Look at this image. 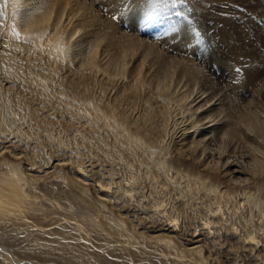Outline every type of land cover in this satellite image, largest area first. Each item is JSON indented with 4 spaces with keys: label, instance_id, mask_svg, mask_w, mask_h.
Returning <instances> with one entry per match:
<instances>
[{
    "label": "bare ground",
    "instance_id": "bare-ground-1",
    "mask_svg": "<svg viewBox=\"0 0 264 264\" xmlns=\"http://www.w3.org/2000/svg\"><path fill=\"white\" fill-rule=\"evenodd\" d=\"M214 1L221 2L224 8L221 9L213 5ZM191 3L196 11V21L200 22V29L208 37L206 42H202V50L205 53L203 58L188 56L193 55L192 50L194 49L191 46L194 43L190 42L191 45L189 44L191 37H197L200 32L191 34L190 30L193 26H189L186 20L181 23L176 22V19L175 22H172V18L164 20V12H162L157 18L158 28L153 25L154 7L162 6L164 8V0H0L1 132L6 127L17 138V133L26 134V131L22 132L23 128L15 126V121L6 119L7 115L12 116L11 118L17 116L15 118L19 120L22 117H18L19 115L30 116L39 121V116L41 120V116L42 118L44 115L49 116L51 112L58 110L69 117H67L69 120L62 119L63 122L66 120L68 125L70 121V123L76 124L74 120H78V117L81 118V121L82 118L85 119L89 133H92L95 138H93V142L84 139L86 136L84 134L88 132L85 128L84 133L81 132L80 129L83 130L84 126L74 130V132L80 130L82 134L76 132L75 139L74 136L73 138L71 136L72 139H70L71 141L77 140L76 138L81 139L84 145L86 143L91 154L96 151L103 153L100 160L98 159L101 161L100 163L103 161L101 159L105 157L106 161L109 160L108 163H112L109 154L113 149L116 150H114V157L118 156L116 152L119 148L125 149L124 152H128L131 156H135L136 154H133L135 148L139 150L137 147L140 149L142 147L144 151L140 150V152L143 151L144 157L146 151V154L147 152L149 154L148 158L154 155L153 160L156 158V154H153L156 150L160 148L161 152L163 151L164 156L161 159L157 157L153 164L156 166L155 174L164 177V187L161 188V190L164 189V208L157 209L158 213L153 212V214H157L158 218L146 222L143 225L145 230L139 233L144 243L150 247V250L144 249L146 247L141 243L145 253L143 259L145 263L148 261V264H164V261L168 264H217L220 255L231 256L239 252L233 253V248H229L228 245L224 247L225 244L247 247L251 250L255 248L258 250L257 247L264 244V236H262L264 233V197L262 196L264 193V157L256 154L255 164L249 162L254 166L251 167L253 168L252 174L248 173L250 175L244 179L240 178L244 172L242 173L235 166L236 162L231 164V159H225L219 166L223 167V169L220 168L221 172H224L222 174L233 175L239 181H246L245 184L243 183L244 188H239V191H235L238 187L235 190L224 189L225 186H221L223 185L220 183L221 180L216 181L219 177L214 173L215 171L213 173L214 176L216 175V180L211 176V165L214 163L208 165L212 160H216L217 164L224 160L223 152L227 150L231 141L237 140L239 143L245 141L246 144L250 142L251 145L255 142L261 143L262 141L263 143L264 64L261 65L262 67L259 65L247 66L249 62L244 65L246 61L243 59L248 58L250 54L255 56L257 53L256 42L252 40L249 42L247 32L241 36L240 31L243 30L244 25L241 27L230 22L228 15L232 12L228 10L230 6L229 8L225 7V4H228L227 0H192ZM207 4L210 6L207 7ZM208 23L212 24L208 26ZM152 27H156L160 32L158 30L154 32ZM211 28L214 30L213 34L209 33ZM13 29L19 33V38L13 35ZM246 39L248 42H245ZM79 43L82 47L76 52L75 49H78L76 47ZM199 44L201 45V43ZM206 44H211L213 50L210 51L211 46L208 48ZM189 46L193 49L191 50ZM196 51L198 50L196 49ZM101 55L105 59L103 62L99 57ZM77 56L81 61L80 66L74 64ZM232 56L237 60L241 58L239 62L241 65L238 68L228 62ZM119 79L120 83L117 84ZM111 89L114 91L112 92ZM109 91L111 92L109 93ZM138 100L142 103L140 105H143L142 111L139 110L140 113L135 110L138 107V105L135 106V102ZM44 117L42 121L46 119V116ZM30 120L29 122L32 121ZM35 120H33L34 123ZM159 120L162 123H158ZM38 121H36L37 125ZM42 121H39V126L43 123ZM46 121L48 122V119ZM84 121L82 122L84 123ZM47 122L46 125L50 126ZM34 123L32 122V124ZM56 124L58 123L56 122ZM75 124H73L74 128ZM78 124L76 127L82 125ZM163 124L164 126H162ZM51 125L52 127L59 126H53L52 123ZM62 125L64 124L62 123ZM39 126L38 130L42 131L43 127L41 129ZM72 126L69 129L67 127L68 130L64 126L61 131L65 128L67 131L64 129L65 131L62 132L71 133L72 131L71 134H73V130H70L73 128ZM52 127L48 128L52 129ZM35 129L37 128L34 126L29 128L33 131ZM101 129L111 133L115 138V148L109 147L112 150L107 147V143L110 145L112 140L107 142L109 135L106 133L108 136L105 137V133L101 132L104 130ZM148 130L155 131L157 134L161 130L162 132L159 133L160 135L158 134V137H155L157 134L152 133L155 140H151V142L148 140L150 136ZM4 133L9 134L8 131ZM66 136L68 137V135ZM50 137L51 135H49V140L55 138L52 142L54 145L59 143L55 136L53 139ZM67 137L64 138V142L68 140ZM156 138L159 142L156 141ZM162 138L164 139L163 143H161ZM10 139L11 136L7 137L6 144L3 142V145L0 146V240L19 255L34 258V264H47L46 260L49 258H53L54 261L58 260L59 264H89L85 258L87 254L85 255V252L79 250L80 243L74 242L73 238L70 241L67 236L74 230L77 232L76 235H79L82 232L80 230L85 229L89 232L92 231L91 240H95V238H99L102 230L109 226H114L115 229L123 227L125 219L117 218L113 212H111L112 215H108V218L105 217L108 221L107 226H104L105 223L103 224L101 221V218H104V213L100 218L99 212L102 213L105 206L111 203L122 215L124 211L121 209H124L128 197L131 198L132 194L136 196V193H131L132 191L126 187L122 188L123 186H119L115 190L113 188V192L111 181H99L98 178L99 182L92 186L93 193L97 194L99 201H93L89 196L90 190L85 187L88 184L87 180L83 182L86 176H84L86 168L84 169L83 164L73 165L66 161L67 158H62L64 156L55 158L56 152H52V150L50 152L54 153V158L50 160L51 162H48V158H44V154L43 159L39 160L37 145L35 147L30 145L34 140L30 139L31 143H28L25 139L28 143L25 145L21 144L20 140ZM41 141L44 142V140ZM61 141L60 145L63 147ZM68 145L69 148L71 145ZM245 145L244 148L248 147ZM116 146L119 148L117 149ZM65 147L64 149H66ZM252 147H248L250 152H253ZM83 148L85 147L83 146ZM230 148L228 150H231ZM58 149L56 150L60 153L62 150L58 151ZM67 149L66 151L70 150ZM108 149L110 150L109 154H107ZM137 151L135 153H138ZM260 151L259 149V153L262 152ZM79 152L81 154L80 150ZM100 152L93 155H100ZM73 153L74 151H72V155ZM120 153L123 152L120 150ZM156 153L159 156L157 151ZM70 154L67 156L70 157ZM79 154L76 155L77 159L81 158ZM104 154L105 156H103ZM121 155L123 156V154L119 155L120 158ZM240 156L242 155L240 154ZM246 156L244 154L242 159ZM248 157L250 155L246 160ZM139 158V161L133 159L138 166L142 163L141 160L146 157L141 160ZM150 159L148 161H152ZM92 160L91 162L96 161ZM125 161L118 162L121 164ZM143 161L145 163V160ZM91 162L88 163L92 166ZM89 164L86 163V165ZM103 164L106 165V163ZM64 166L71 171L72 175L67 169L63 170ZM100 166L101 170L105 169L102 168V164ZM124 167L126 169L127 166L123 165L122 169ZM140 167L142 166L140 165ZM148 167L152 170L150 175L153 176V166L148 165ZM216 167L218 168V166ZM127 168L132 170L129 165ZM143 169L142 171L145 172L143 174H146L147 171L145 168ZM86 171L88 172L87 169ZM118 171L116 168L117 173ZM126 171L128 172V169ZM137 172L136 170L133 174ZM111 173L107 172V177L115 175V172ZM122 173L124 174V172ZM138 174L141 177V172ZM143 176L147 177L148 175ZM139 177L138 179H142ZM153 177L150 178L151 182L153 179L155 182V175ZM102 178L104 177L102 176ZM127 178L129 180V177ZM145 179L142 180L147 181ZM133 180L131 182L134 183ZM232 180L230 181L232 182ZM139 181L141 182V180ZM226 181L229 182V179ZM239 181L237 180V182ZM139 183H135L136 186L145 185L143 182ZM235 185L237 184L235 183ZM250 187L255 188V193ZM140 188L144 193L146 192L145 186ZM111 191L113 193H110ZM90 195L92 196V194ZM198 195L199 197H197ZM141 196H143L142 193ZM116 197L121 201H115L113 198ZM137 197L136 199H138ZM200 197H206L205 200L207 198L214 200L216 205L214 208L208 205L205 207L209 214L202 211V206H195L198 204L195 199L197 201ZM140 198L138 200L142 201L149 197ZM201 199L203 200V198ZM150 200L152 198L148 199V201ZM139 201L136 200L137 203ZM129 202L132 203V201ZM228 204H231L232 207ZM245 208H248L247 215H243ZM91 211H98V213L95 212L96 215H94ZM61 212L64 213V216L59 218L58 214ZM160 213L162 215H159ZM63 218L66 219L62 221ZM254 218L257 221H254ZM133 222L135 223V221ZM138 224L140 223L138 222ZM66 227H70L73 231H68L67 236L62 234V231H67ZM131 229L134 230V227ZM103 232L107 236L108 232ZM139 234H137L138 237ZM80 235L82 236V234ZM109 235L110 232L108 238ZM112 244L108 243L107 245ZM126 245L122 242L108 247V249L100 248L101 250H98L97 248L91 256L103 264H120L122 262L116 256L132 253ZM93 246L90 247L92 250L97 245L94 248ZM135 246L139 248L140 244H135ZM262 247L261 251H264V245ZM137 252L141 253V250L139 249ZM107 253L115 257L109 258Z\"/></svg>",
    "mask_w": 264,
    "mask_h": 264
},
{
    "label": "rangeland",
    "instance_id": "rangeland-1",
    "mask_svg": "<svg viewBox=\"0 0 264 264\" xmlns=\"http://www.w3.org/2000/svg\"><path fill=\"white\" fill-rule=\"evenodd\" d=\"M192 1V0H191ZM191 1L190 0H164V8H162V6H155L154 7V9H155V11H153V25L154 26H157V28H158V25H159V21H157V18H158V16H160V14L162 13V12H164V20L165 19H167V18H172L173 20H172V22L175 20L176 22H182V21H187L188 22V24H189V26H193L192 28H191V30H190V33L191 34H193V32L195 33V32H200L199 34L200 35H198L197 37H191L192 39H191V41H189V44H190V42H191V44H193L194 43V45H191V46H193V48L191 47V46H189L190 47V49L193 51V55H188V56H196V57H204L205 56V53H203V46H202V42H206L207 41V35H206V33L204 34L203 32H202V29H200V27H199V24H200V22H198V21H196V15H195V9H194V6L192 7L191 5H192V3H191ZM169 2V3H168ZM173 3V4H172ZM191 3V4H190ZM213 3V5H215L216 7H218V8H224L223 7V4L220 2H217V1H214V2H212ZM227 3L228 4H225L226 6L225 7H228L229 8V6H230V9H228V10H230L232 13L231 14H229L228 15V17H230V22L232 21V22H234V24L235 25H240L241 27H243V25H244V28H243V30L242 31H240L241 32V36H243V33L244 32H247L249 35V39H250V41L249 42H251V40L252 41H254V42H256L255 43V47H256V52L257 53H255V56L254 55H249L248 56V58H246V59H243L244 61H246L245 63H244V65H247L248 64V62H249V65H247V66H251V65H259V67H262L263 66V64H264V0H227ZM171 4V5H170ZM188 4V5H187ZM166 6V7H165ZM210 6V4H207V7H209ZM172 7V8H171ZM163 9V10H162ZM185 9V10H184ZM194 9V10H193ZM222 12V11H221ZM236 12V13H235ZM170 13V14H169ZM222 13H224V12H222ZM166 14V15H165ZM169 14V15H168ZM192 15H194V16H192ZM237 15V16H236ZM177 16V17H176ZM195 20V21H194ZM174 21V22H175ZM75 22H77V21H75ZM165 23V22H164ZM168 22H166V25H168L167 24ZM195 23H196V25H195ZM194 24V25H193ZM210 24H212V23H208L207 25L209 26ZM170 25V24H169ZM171 25H173V24H171ZM174 26V25H173ZM156 27L154 28V27H152V29H154V32H156V30H158ZM165 30V29H164ZM159 31V30H158ZM162 31V30H161ZM153 32V33H154ZM160 32V31H159ZM213 32H214V30H213V28H211V30L209 31V33L210 34H213ZM202 34V35H201ZM209 35V34H208ZM245 35V34H244ZM201 36V37H200ZM247 36V35H246ZM202 38V39H201ZM248 38V37H247ZM195 39V40H194ZM199 41V42H198ZM201 41V42H200ZM195 42H197V43H195ZM245 42H248V39H246L245 40ZM199 43H201V45L199 44ZM196 44V45H195ZM199 45V46H198ZM209 45V46H208ZM206 44V47H210L211 46V48L209 49L210 51H212L213 50V48H212V45L211 44ZM81 47H82V45H80V43L78 44V46L76 47V48H78V49H75L76 50V52L78 51V50H80L81 49ZM195 47H196V49L198 50V51H196V49H195ZM260 47V48H259ZM201 48V49H200ZM244 52L246 51V50H243ZM197 52H200V53H197ZM259 52V53H258ZM262 52V53H261ZM197 53V54H196ZM250 53V52H249ZM188 54H190V53H188ZM247 54V53H246ZM257 54V55H256ZM198 55V56H197ZM100 57V60L102 59V62L105 60V59H103V55H101V56H99ZM102 57V58H101ZM202 57V58H203ZM76 60H74V64L77 66H80V60H79V56H77L76 58H75ZM240 60H241V58H240ZM240 60H237V59H234L233 58V56H232V58L228 61L231 65H235V68H238V66L239 65H241V63H239L240 62ZM255 60V61H254ZM258 60V61H257ZM262 65V66H261ZM81 66H83V65H81ZM237 66V67H236ZM218 74V73H217ZM0 75H1V72H0ZM120 81V79L119 80H117V84L118 83H120L119 82ZM106 85V84H105ZM108 85V84H107ZM111 86V85H110ZM180 86V85H179ZM108 87H109V85H108ZM110 88V87H109ZM111 91L113 92L114 90L113 89H111ZM111 91H109V93L111 92ZM113 94V93H112ZM135 101V100H134ZM130 102V101H129ZM138 104H137V103ZM135 102V106L136 105H138V107H137V109H135V110H138V112L140 113V111H142V109H143V105H140V103H141V101L139 102V100L138 101H136ZM142 104V103H141ZM139 106H140V108H139ZM142 106V107H141ZM131 109V108H130ZM134 110V113L136 112ZM140 110V111H139ZM55 112V113H54ZM60 112V111H59ZM58 112V110L57 111H53V113L51 112L50 113V115H52V116H48V115H44V116H46V119H48V122L46 121V119L45 120H43L42 121V119H44L45 117L43 116V118H42V116H41V120H40V116L38 117L39 118V121H42L40 124H41V126H39V121L38 120H35L33 117H30V116H24V115H19L18 117H21L20 119L21 120H19L18 118H15V117H17V116H14L13 118H11L12 116H9V115H7L8 117H6V119H9L10 121H15L14 123H15V126H19L18 128H20V129H22L23 131L22 132H24V131H26L25 133L26 134H23L22 133V135H21V133L19 134V133H17V136H18V138L15 136V134H11L10 133V131L9 130H7L6 129V127H4V130H2V132H1V130H0V146H2L3 145V142H5V141H7L6 140V138L8 137H10L11 136V139L13 140V139H17V140H20V143L22 144V143H24L25 145L26 144H28L31 140L30 139H32V141H33V144L31 143L30 145H32V147H35L36 145V150H37V158L40 160V158L41 159H43V154L45 155L44 156V158L45 159H47L48 158V162L50 161V160H52L54 157H53V154H51L52 152H56L55 154H54V156H55V158L56 157H62V156H64V157H62V158H67L66 159V161L67 162H71L73 165H76L77 163L79 164L80 163V165L81 164H83L84 165V169L86 168L87 170H88V172L86 171V169H85V173H84V176H85V178H84V181L83 182H86L85 180H87V182L86 183H88L87 185H85V184H82V185H85V187H87L88 188V190H90V194H92V196L89 194V196H90V198L93 200V201H99V197H97L96 195V193L94 192L93 193V184H95L96 182L98 183L99 181H106V182H110L111 181V186H112V190H113V188H114V190H115V188L117 189V188H119V186H123L122 188H128L130 191H132L131 193H136V196H135V194L133 195V198H134V196H135V198H134V200H133V198H132V195H130L131 193L129 192V195L131 196V198L130 197H128V199H127V202H129V201H132V203L131 202H129V203H127L126 202V205H125V207H124V209H121V210H123L124 212L122 213V215H121V213H118L117 212V210L115 209L116 207L115 206H113L111 203L110 204H107V206H105V208L104 209H106V210H102V213L101 212H99L100 214L99 215H101V216H99L100 218L102 217V215H103V213H104V215H103V217L104 218H101V221H103V224H104V226H107L106 224H107V218H108V215L110 214V215H112L111 214V212H113L114 213V215H116V217L117 218H124L125 220V224H124V226L123 227H120V228H116L115 229V227L114 226H112V227H107V231L104 229V230H102V232L99 234V238H95V240L93 239V240H91L92 238H91V236L93 235L91 232L92 231H88V230H85V229H81L80 231H82V232H80L79 233V235H76V233L77 232H75V230H74V232L70 229V227H66V230L67 231H62L63 233L62 234H67L68 235V231H72L73 233H70L67 237L70 239V241H72L73 239H74V242L76 241V242H79L80 244V248H79V250L80 251H82V252H85V258H87V260H88V262H89V264H103V263H101V262H98L93 256H91L92 255V252H94V251H96L97 250V248H98V250H101V249H108V247H111V246H115V245H118V244H120V243H122L123 242V244H127L126 246L127 247H129L130 249H131V251H132V255L130 254V253H123V254H121L120 256H116V258L118 259V260H120L122 263L123 262H125L126 264H135V262H137L136 264H140V263H144V264H148L149 262L148 261H146L147 263H145V260L143 259L145 256V253L143 252V248L144 247H146V248H144V249H147V250H150V247L149 246H147L145 243H144V241H143V238L140 236V232L142 231V230H145L144 228H143V225L146 223V222H150L151 220H155V218L157 219L158 218V216H157V214H153V212H156V213H158V211H157V209L158 210H161V209H163L164 208V201H163V199H164V189H162L161 190V188H163L164 187V177H162V176H158V175H156L155 173H156V171H155V169H156V166H154V160H157L156 158L158 157V159H159V157H160V159L164 156V153H163V151L161 152V149L159 148V150H156L157 152H158V154H159V156H157V153H156V151H155V153H153V154H156L155 156H156V158L153 160V157H154V155H152L150 158H152V159H150V158H148L149 157V154H148V152H147V154H146V151L144 152V154L146 155L145 157H144V155L142 154L143 153V151H144V149L141 147V149H140V147H137V148H139V150L137 151L136 150V148H135V152L137 151L138 153H133V154H136V155H138V156H131V154H129L128 152L127 153H125L124 152V150H122L121 148H119V147H117L116 146V148L119 150H117V152H116V154L118 155H116L117 157H114L113 155L115 154V149H113V151H111V153H110V150H112V149H110V148H115L114 147V145H116V143H115V138L113 137V135H111V133H109V132H105V130L104 129H101V130H104V131H101L102 133L104 132L105 133V135H106V133L109 135H104L105 137H107L108 139H107V142L110 140H112V142H110V145H111V143H113L114 142V144H112L111 146L107 143V147L110 149H108L107 151H109L107 154H109L110 155V158H111V164H110V162L108 163V161H106V157L103 159H101V160H103V161H105V162H103L102 161V163H100L101 161H99L100 160V158L102 157V155L101 154H103V153H101L100 151H96V152H94V153H99L100 152V155H93L94 153H92L91 154V152L88 150L89 148H88V146H86V143H85V145H84V142H82L81 141V139H79V138H76L77 140H74L75 139V133L77 132V133H80V134H82V133H84V128H85V130L86 131H88V128H87V126H86V121H84L83 120V118H82V121H84V123L80 120L81 118L80 117H78L77 119L78 120H74V121H76V124L73 122V124H75L76 126H77V124L78 125H81V126H78V127H76L75 126V128H74V125L72 124V123H70L69 122V125H68V122L66 121V120H64V122L66 123H64L63 122V120L62 119H67V120H69L68 118V116L65 114V113H63V112H60L59 113ZM54 115V116H53ZM60 115V116H59ZM139 115V114H138ZM24 116V117H23ZM48 116V117H47ZM64 118H63V117ZM133 116H137V115H133ZM54 117H56V118H54ZM60 117V118H59ZM68 117V118H67ZM59 118V120H57ZM17 119V120H16ZM23 119V120H22ZM32 121H31V120ZM29 120L31 121V122H29ZM33 120H35V123H34V121ZM52 120V121H51ZM55 120H56V122L58 123V124H56V122H55ZM21 121V122H20ZM36 121H38V125L36 124L37 122ZM48 123V125H50L51 127H52V125H51V123L53 124V126L54 125H59V126H55V127H52V129H49L48 127H50V126H47L46 125V122ZM78 121H80V122H82L81 124H80V122H78ZM17 122V123H16ZM19 122V123H18ZM32 122L34 123V124H32ZM49 122H51L50 124H49ZM53 122H55V123H53ZM62 123L64 124V125H62ZM158 123H162V121H160L159 120V122ZM19 124V125H18ZM30 126H29V125ZM70 124H72V125H70ZM85 124V125H84ZM62 125V126H61ZM67 125V126H66ZM31 126L33 127H36L37 129H35V131H33V130H29V128L31 129ZM38 126H39V128H41L42 129V127H43V129H42V131L40 132L39 130H38ZM65 126V128L67 129V127H68V129H69V127H73V128H71L70 130H73V132H74V130L76 129V128H78L79 129V127L81 128V127H83V130L82 129H80L81 130V132H80V130H78V131H75L73 134H71L72 133V131H71V133L70 132H62V131H65L64 129L61 131V128H63ZM162 126H164V124L162 125ZM87 128V129H86ZM6 129V130H5ZM51 131H49V130ZM67 129V130H68ZM163 129H164V127H163ZM59 132H58V131ZM66 130V131H67ZM69 130V131H70ZM7 132L8 131V133L9 134H7V133H4V132ZM30 131H32L33 133H31ZM36 131H37V133H36ZM44 131V132H43ZM86 131H85V133H86ZM148 131H150V136L147 138L149 141H153V140H155V138L154 137H152L153 136V134L152 133H155V134H157L155 131L154 132H152L151 130H148ZM54 132H56V133H54ZM60 132H62V133H64L62 136H60V134H62V133H60ZM90 131H88L87 132V134H84V135H89V136H87V138H85L86 136H84V139H86V141H92L93 142V140L95 139L94 138V136H93V134L91 133H89ZM161 132H162V130H161ZM161 132H159L160 134H161ZM164 132V131H163ZM29 133V134H28ZM40 133H41V135H40ZM43 133V134H42ZM48 135H47V134ZM158 133V134H159ZM37 136H36V135ZM45 134V135H44ZM56 134V135H55ZM152 134V135H151ZM154 134V135H155ZM158 134L157 135H155V137H158ZM159 134V135H160ZM164 134V133H163ZM162 134V135H163ZM2 135V136H1ZM6 135H8L6 138H5V136ZM25 135V136H24ZM27 135V136H26ZM43 135L46 137V138H48L47 140L48 141H50V142H48L47 140H46V138L44 139L43 138ZM49 135H51V139H53L54 138V136L56 137V140H58V142L59 143H55V145L52 143V142H54V140H55V138L53 139V140H49ZM54 135V136H53ZM66 135H68V137L66 136ZM147 135H149L148 133H147ZM15 136V137H14ZM22 136V137H21ZM39 136V137H38ZM71 136H72V138H73V136H74V139L71 141ZM82 136V137H83ZM113 137L112 139H111V137ZM4 137V138H3ZM26 137V138H25ZM31 137V138H30ZM40 137H42V138H40ZM62 137V138H61ZM66 137L68 138V140H66L65 142L67 143H65L64 142V138L66 139ZM110 137V138H109ZM163 138H164V135L162 136ZM21 138V139H20ZM26 139V141H28V143L25 141V139ZM38 138V139H37ZM40 138V139H39ZM71 138V139H70ZM94 138V139H93ZM152 138V139H151ZM154 138V139H153ZM162 138V141H161V143H163L164 142V139ZM10 139V140H11ZM23 139V140H22ZM28 139V140H27ZM70 139V140H69ZM113 139H114V141H113ZM157 139V138H156ZM2 140V141H1ZM41 140H44V142L43 141H41ZM47 142H46V141ZM62 140V141H61ZM79 140V141H78ZM262 140V139H261ZM22 141V142H21ZM35 141H37L36 143H34ZM60 141H61V144H62V146L63 147H61V145H60ZM69 141V142H68ZM90 141V142H91ZM151 141V142H152ZM157 142H159V140L157 139L156 140ZM155 141V142H156ZM42 142V143H41ZM55 142H57V141H55ZM71 142V143H70ZM157 142H156V144H157ZM242 141H240V143H241ZM45 143V144H44ZM52 145H51V144ZM72 143H75L74 145L72 144ZM79 143V144H78ZM81 143V144H80ZM233 143V144H232ZM239 142H237V140H234V141H231L228 145L229 146H227V150H225V152H223V155L224 156H222L223 157V159L224 160H222V161H220V163L219 164H217V162H216V160L215 161H211L210 163H208V165H211L212 164V162L214 163V164H212L210 167H211V171H210V173H211V176H212V178L214 179V180H216V175H217V177H219V179L217 178V180L216 181H219V180H221L220 181V183L222 184L223 183V185H221V186H225V188L224 189H226V190H235V188L236 187H238V189L237 190H235V191H239L240 189L239 188H244L243 186V183L245 184L246 183V181L245 182H243V181H239V179H237L235 176H233V175H226V174H222V173H224L223 171L221 172V170L223 169V167H219V166H221V164H222V162H224L225 161V159H228V160H230L231 159V164H233L234 162H236L235 163V166L236 167H238V169H240L241 171H242V173L244 172L245 174H246V176H245V174L243 173V174H241V176H240V178H246L247 176H249L250 174H252L251 173V170L253 169V168H251V167H254L253 165L255 164V160H254V158L256 157V154H259L261 157H264V154H263V152H264V139H263V143H262V141H261V143L259 142V143H257V142H255V143H253L252 145H251V143L250 142H247V144H246V142L245 141H243L241 144H240ZM249 147V146H255V147H252V149L251 150H253V152H250L249 151V148L248 147H246V145ZM5 144H6V142H5ZM40 144H42V145H40ZM47 144L49 145L48 147H47ZM58 144V145H57ZM71 145V146H69V145ZM119 144V143H118ZM238 144V145H237ZM248 144H250V145H248ZM257 144V145H256ZM263 144V145H262ZM34 145V146H33ZM54 145V146H53ZM67 145L69 146V148L67 147ZM81 145H83L85 148H83V146H81ZM123 143H122V147H123ZM232 145V146H231ZM241 145V146H240ZM245 145V147L246 148H244L243 146ZM262 145V146H261ZM42 148H41V147ZM56 146H57V148H56ZM66 146V147H65ZM238 146V147H237ZM58 147H61V148H59L58 149ZM64 147L67 149H70V150H68V151H70V152H68V151H66V149H64ZM86 147H87V149H86ZM231 147V148H230ZM240 147V148H239ZM257 147V148H256ZM41 148V149H40ZM48 148V149H47ZM58 149V151H60V150H62V151H60V153L59 152H57V150L56 149ZM63 148V149H62ZM73 150H72V149ZM74 148H75V150H74ZM83 149V150H81V149ZM231 149V150H228V149ZM233 148V149H232ZM240 150H239V149ZM255 150H254V149ZM47 149V150H46ZM55 149V150H54ZM245 149V150H244ZM259 149L262 151H260L261 153H259ZM44 150V151H43ZM52 150V152H50ZM63 150H65V151H63ZM79 150L81 151V154H79L80 152H79ZM120 150H121V152H123V153H120ZM140 150H143V151H141L140 152ZM239 150V151H238ZM242 150H243V152H242ZM248 150V152H246ZM72 151H74V153H73V155H72ZM233 151H234V153H233ZM45 152V153H44ZM48 152V153H47ZM65 152V153H64ZM85 152H86V154L89 152L90 154H85ZM112 152H113V154H112ZM139 152H140V156H139ZM258 152V153H257ZM71 153V154H70ZM123 154V156L120 158V154ZM227 154V155H225V154ZM231 155H230V154ZM242 155V156H244V154H246L247 156H249L250 155V157H248V160H246L247 159V156L246 157H243V159H242V156H240V154ZM251 153V154H250ZM253 153V154H252ZM40 154V155H39ZM65 154H66V157H65ZM70 154V157L69 156H67V155H69ZM78 154L79 155H81L80 157L81 158H79L78 157V159L76 158V155L78 156ZM125 154H126V156H125ZM128 154V155H127ZM143 155V157H142V155ZM235 154V155H234ZM249 154V155H248ZM255 154V155H254ZM49 155V156H48ZM85 155V156H84ZM216 155H217V152H216ZM253 155V156H252ZM103 156H105V154L103 155ZM125 156V157H124ZM259 156V157H260ZM96 157H98V158H96ZM122 160V161H125V160H128L127 162L125 161V162H121V164L119 163L121 160L119 159V158ZM135 157V158H134ZM137 157V158H136ZM140 157V158H139ZM145 158V159H143V160H145V163H144V161L143 160H141L142 158ZM227 157V158H226ZM238 157V158H237ZM253 157V158H252ZM258 157V156H257ZM93 160H92V159ZM116 158V159H115ZM124 158H126L125 160H123ZM138 158L142 161V163H141V161L140 162H138L142 167H140V165L138 166V164L137 163H135V161H133V159L135 160V159H137L138 160ZM252 158V159H251ZM90 159V160H89ZM99 159V160H98ZM119 159V160H118ZM130 159H131V162H130ZM148 159H150V160H152V161H148ZM235 160V161H233V160ZM239 159V160H238ZM242 159V160H241ZM91 160L92 161H94V160H96V161H94V162H91ZM119 162H118V161ZM136 160V161H137ZM250 160V161H249ZM54 161V160H53ZM74 161V162H73ZM78 161V162H77ZM91 162L93 165L91 166L88 162ZM97 161H98V163H97ZM113 161H114V163H113ZM133 161V162H132ZM139 161V160H138ZM244 161V162H243ZM251 161H253V162H251ZM51 162V161H50ZM84 162V163H83ZM87 164H89V165H86V163ZM130 162V163H129ZM149 162H150V164H149ZM254 163L253 165L252 164H250V163ZM103 163H106V165L105 164H103ZM124 163H126V164H124ZM134 165H133V164ZM246 163H248L247 165H246ZM102 164V168L104 169H106V171L108 172V173H110V172H115L114 174L115 175H112V177L115 179H113L111 176H108L107 177V172L105 171V169L104 170H101V166L100 165ZM109 164V165H108ZM116 165V167H115V165ZM215 164H217L216 166H218V168L215 166ZM241 165L240 167L238 166V165ZM86 165V166H85ZM95 165V166H94ZM97 165H98V167H97ZM111 165V166H110ZM124 165V166H127L128 167V165H129V167H130V169H132L131 171L129 170V168H127L126 167V169H128V172H130V173H128L127 171H126V169H125V167L123 168V169H125L124 171H122L123 169H122V166ZM148 165H151V166H153V174L155 175V182H153V180H152V182H151V177H153L152 175H150L152 172V170L150 169V168H152V167H148ZM213 165H214V167H213ZM251 165V166H250ZM89 168H88V167ZM99 166H100V168H99ZM120 166V167H119ZM140 170H138L136 167ZM66 166H64L63 167V170H68V168L66 167ZM121 168V169H119V168ZM183 167V166H182ZM181 167V168H182ZM99 168V169H98ZM114 168H115V171H114ZM116 168H117V171H118V173L116 172ZM143 168H145V171H147V177L146 176H143L142 177V175H146V174H143V173H145L144 171H142V170H144ZM220 168H222L221 170H220ZM250 168V169H249ZM89 169H90V171H89ZM113 169V170H112ZM150 169V170H149ZM99 170V171H98ZM100 170L103 172L104 171V173L102 174V172L100 173ZM136 170L140 173L141 172V177H142V179L144 180L145 178V180H147V181H143L142 179H138V172L136 173V174H133V173H135L136 172ZM246 170H248V171H246ZM93 171V172H92ZM133 171V172H132ZM215 171V172H214ZM68 172H69V174H71V171H69L68 170ZM120 172V173H119ZM122 172H124V174L122 173ZM126 172V173H125ZM132 172V173H131ZM216 173V175L214 176V173ZM111 173V174H112ZM248 173H250V174H248ZM121 175L120 177H118L117 175ZM129 174H131V175H129ZM227 174H228V172H227ZM248 174V175H247ZM72 175V174H71ZM87 175H89V176H87ZM100 175H102L104 178H102V176H100ZM106 175V176H105ZM109 175V174H108ZM224 175H225V178L227 177L228 179H229V182L228 181H226V180H228L227 178H226V180H225V178H223L224 177ZM151 176V177H150ZM73 177H74V175H73ZM101 177V178H100ZM127 177H129V180H128V178ZM141 177H139V178H141ZM145 177V178H144ZM230 177V178H229ZM100 180H99V179ZM110 178H112V179H110ZM119 178H122V179H119ZM126 178H127V180L129 181H127L126 180ZM151 178V179H150ZM154 178V177H153ZM234 178V179H233ZM133 179H135V180H133ZM234 181H233V180ZM239 181V182H237V180ZM97 180V181H96ZM99 180V181H98ZM134 181V183L133 182H131V181ZM139 180H141V182L139 181ZM158 180H160L159 182H158ZM223 180H225V181H223ZM230 180H232V182L230 181ZM235 180H236V182H235ZM95 181V182H94ZM122 181V182H121ZM124 182V183H123ZM126 182V183H125ZM128 182V183H127ZM141 183L142 184V182H143V185L145 186V188H147L148 190H149V192H148V190L147 189H145L146 190V192L144 193V191H142L141 189L142 188H140V187H144V186H136V184H138V183ZM148 182V183H147ZM90 183V184H89ZM136 183V184H135ZM139 183V184H140ZM152 185H151V184ZM157 185H156V184ZM228 183V185H225V184H227ZM235 183L237 184V185H235ZM239 183V184H238ZM151 186H150V185ZM230 184V185H229ZM134 185V186H133ZM147 185V186H146ZM155 185V186H154ZM241 185V186H240ZM136 186V187H135ZM153 186V187H152ZM231 186V187H230ZM227 187V188H226ZM134 188V189H133ZM159 188V189H158ZM232 188V189H231ZM132 189V190H131ZM137 189V190H136ZM250 189L251 190H253L254 191V193H255V188L253 189L252 187H250ZM114 190H113V192H114ZM144 190V189H143ZM157 190V191H156ZM160 191V192H159ZM163 193H162V192ZM252 191V192H253ZM264 191V190H263ZM112 191L110 192V193H113ZM148 192V193H147ZM141 193H142V195L143 196H141ZM161 193H162V195H161ZM95 194V195H94ZM138 194H139V196L140 197H142V198H140L139 196H138ZM144 194H146L145 196H144ZM147 194H149V195H152V196H149V195H147ZM138 196V197H137ZM147 196L149 197L148 199H151L152 198V200H150V201H148V199L147 200H144L143 198H147ZM262 196L264 197V193H262ZM96 197V198H95ZM136 197L139 199H143L144 201H145V203H146V205L144 206V201L142 200H138V199H136ZM151 197V198H150ZM163 197V198H162ZM197 197H199V195L197 196ZM262 197V198H263ZM201 198H203V200L201 199ZM205 198L206 197H200L199 199H200V201L198 202V200L196 201V199H195V202H197L198 204H195V206H202L203 208H202V211L205 213H208V211H206V209H205V207H207V205L208 206H211V208L213 207H215L216 205H215V203H214V200L213 199H211V198H207L206 200H205ZM97 199V200H96ZM113 199H115V201H121L118 197H116V198H113ZM119 199V200H118ZM131 199V200H130ZM136 200L137 201H139L138 203L136 202ZM159 200V201H158ZM161 200H162V203H163V205H162V203H161ZM213 200V201H212ZM148 203H147V202ZM157 201V202H156ZM201 201H202V203H204V204H202L201 203ZM212 201V202H211ZM136 205H135V204ZM144 203V204H143ZM161 203V204H160ZM200 203V204H199ZM152 204V205H151ZM202 204V205H201ZM206 204V205H205ZM111 205H112V207H111ZM140 207H139V206ZM229 205V204H228ZM154 206V207H153ZM169 206V204L167 205V207ZM230 207H232V205L230 204L229 205ZM228 206V207H229ZM131 207V208H130ZM148 207V208H147ZM229 207V208H230ZM248 208H249V206H247ZM135 208V209H134ZM141 208V209H140ZM143 208V209H142ZM146 208V209H145ZM150 208V209H149ZM248 208L246 209H244V213H243V215H247V213H248ZM129 209V210H128ZM145 209V210H144ZM152 209H154L153 211H152ZM128 210V211H127ZM150 210V211H149ZM205 210V211H204ZM208 210V209H207ZM245 210H246V212H245ZM106 211V212H105ZM107 211H109L108 213H107ZM227 212H228V210H226ZM231 211V210H230ZM229 211V212H230ZM92 213H94V215H96L95 214V212L96 213H98V211H95V212H93V211H91ZM127 212V213H126ZM134 212V213H133ZM139 212V213H138ZM147 212V213H146ZM116 213V214H115ZM142 213V214H141ZM64 213L63 212H61V213H59L58 214V217L59 218H62L64 215H63ZM135 214V215H134ZM209 214V213H208ZM119 215V216H118ZM127 217H126V216ZM133 215V216H132ZM151 215V216H150ZM159 215H162V213H160ZM107 216V218H105ZM134 216H135V218H134ZM227 216V215H226ZM225 216V217H226ZM137 218V219H136ZM139 218V219H138ZM142 218V219H141ZM256 218V217H255ZM254 218V219H255ZM66 218H63V220L62 221H64ZM103 219H105V220H103ZM133 219V220H132ZM148 219V220H147ZM224 219V218H223ZM257 219V218H256ZM254 220V221H257V220ZM61 220V219H60ZM130 220V221H129ZM138 220V221H137ZM144 220V221H143ZM133 221H135V223H137L138 224V222L142 225V227H141V225L140 224H135ZM137 221V222H136ZM141 221V222H140ZM129 222H132V223H129ZM134 223V224H133ZM133 228L134 227V230L133 229H131V227ZM135 226H140L139 227V230H138V227H135ZM111 228H114V229H111ZM141 228V229H140ZM137 229V230H136ZM118 230V231H117ZM130 230V231H129ZM77 231V230H76ZM79 231V230H78ZM103 231H105L106 233L108 232H110V235H109V238L107 237L108 236V233H107V236H106V234L104 235V232ZM120 231V232H119ZM136 231V232H135ZM139 231V232H138ZM67 232V233H66ZM113 232H115V233H113ZM135 232V233H134ZM138 232V233H137ZM261 232V231H260ZM89 233H90V237H89ZM119 233H120V235H119ZM139 234V237H138V235L137 234ZM62 234H59L60 236L62 235ZM80 234H82V236L80 235ZM92 234V235H91ZM114 234H116V235H114ZM132 234V235H131ZM72 235V236H71ZM74 235V236H73ZM75 235H76V237H75ZM114 235V236H113ZM77 236H78V238H77ZM111 236H112V238H111ZM131 236H133V237H131ZM262 236H264V233L262 234ZM75 237V238H74ZM89 237V238H88ZM93 237V236H92ZM115 237V238H114ZM71 238H73V239H71ZM77 238V239H76ZM139 238V239H138ZM141 238V239H140ZM81 240V242H80V240ZM118 240V242H117V240ZM78 240V241H77ZM98 240V241H97ZM133 240H135V242H133ZM90 243L91 241V243L89 244L88 242ZM101 241V242H100ZM106 242V243H104V242ZM126 241H127V243H126ZM131 241V243H129ZM139 241V243H137ZM95 242V243H94ZM97 242H98V244H97ZM117 242V243H116ZM93 243V244H92ZM108 243H110V244H112V245H110V246H108L107 244ZM137 245H139L140 244V246H138L139 248H137V246H135V244ZM141 243H142V246H144V247H142L141 246ZM87 244V245H86ZM100 244V245H99ZM262 244V243H261ZM92 245H94L93 246V248L97 245V246H99V247H95V249L94 250H92V248H90ZM227 245H228V247L230 248V247H232L233 249H232V252L234 253H237L238 251V253L237 254H235V255H220L219 256V261L217 262V264H264V251H261V248H263L262 246L264 245V244H262L261 245V247L260 246H258L257 247V249L258 250H256V248L255 249H253V250H251V249H249V248H247V247H239V246H232V245H229V244H225L224 245V247H227ZM27 246V245H26ZM107 246V247H106ZM79 247V246H78ZM85 247H86V249H85ZM103 247V248H102ZM224 247H222V248H224ZM239 249H238V248ZM27 248V247H26ZM90 248V249H89ZM101 248V249H100ZM236 248V249H235ZM244 248H246L245 250H244ZM130 249H128V250H130ZM134 249H136V250H134ZM139 249L141 250V253L139 252H137V251H139ZM84 250H86V251H84ZM152 250V249H151ZM261 252H260V251ZM5 251V252H4ZM153 251V250H152ZM248 252L247 254H245L246 252ZM252 251H254V252H252ZM256 251V252H255ZM8 252V253H7ZM126 252V251H125ZM143 253V254H142ZM250 254V255H249ZM25 255V254H24ZM107 255V257H109V258H114L115 256H112V255H110V254H106ZM236 255H237V257H236ZM244 255V256H243ZM89 256H90V258H89ZM139 256V257H138ZM143 256V257H142ZM233 256H235V257H233ZM123 257V258H122ZM142 257V258H141ZM258 257V258H257ZM94 258V259H93ZM137 258V259H136ZM142 259V261H140L141 259ZM153 258H154V254H153ZM233 258V259H232ZM235 258V259H234ZM255 258V259H254ZM155 259V258H154ZM34 261H35V259L34 258H30V257H28V256H22L21 254L19 255V253H17V252H15L14 251V249H12L11 247H9V246H7L6 244H4L3 243V241L2 240H0V264H34ZM209 261H210V259H209ZM214 261V260H213ZM140 262V263H139ZM156 262V261H155ZM46 263L47 264H59V261L57 260V261H54V259L53 258H49V259H47L46 260ZM122 263H120V264H122ZM168 264L167 262H165L164 261V264ZM40 264V263H39Z\"/></svg>",
    "mask_w": 264,
    "mask_h": 264
},
{
    "label": "snow or ice",
    "instance_id": "snow-or-ice-1",
    "mask_svg": "<svg viewBox=\"0 0 264 264\" xmlns=\"http://www.w3.org/2000/svg\"><path fill=\"white\" fill-rule=\"evenodd\" d=\"M115 19V17H114ZM13 35L16 36L17 38H19V33L15 31V29H13Z\"/></svg>",
    "mask_w": 264,
    "mask_h": 264
}]
</instances>
